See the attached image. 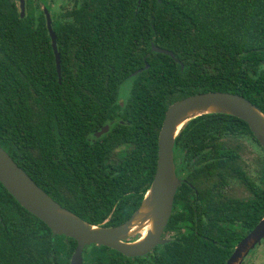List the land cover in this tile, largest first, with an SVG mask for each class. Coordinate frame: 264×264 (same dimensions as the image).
<instances>
[{
	"label": "trees",
	"instance_id": "1",
	"mask_svg": "<svg viewBox=\"0 0 264 264\" xmlns=\"http://www.w3.org/2000/svg\"><path fill=\"white\" fill-rule=\"evenodd\" d=\"M24 5L20 19L14 0H0V148L91 226H117L138 207L171 103L230 93L264 116V0H58L55 11L43 0ZM41 5L55 35L59 80ZM245 138L262 152L258 184L241 163ZM172 159L184 182L164 228L163 236L173 233L169 242L138 258L91 245L82 264H224L264 214V150L245 123L211 114L181 128ZM231 180L243 197L231 195ZM74 247L51 237L0 186V264H68Z\"/></svg>",
	"mask_w": 264,
	"mask_h": 264
},
{
	"label": "water",
	"instance_id": "2",
	"mask_svg": "<svg viewBox=\"0 0 264 264\" xmlns=\"http://www.w3.org/2000/svg\"><path fill=\"white\" fill-rule=\"evenodd\" d=\"M14 1L17 3L21 19L25 14L24 0ZM139 1L137 0V5ZM40 8L50 42L57 80H59V56L49 12L43 5ZM150 51L166 55L177 62L170 52L151 44ZM144 68H147V65H144ZM139 71L140 69L137 72ZM211 114L232 116L245 123L257 144L264 150V116L257 107L242 96L205 92L171 103L164 112L158 130L156 163L149 187L135 211L126 221L117 226H91L80 220L51 200L1 148L0 186L24 211L39 220L49 230L51 237L63 236L75 242L68 264H82V251L91 245L111 249L126 258L146 257L156 246L164 245L169 241L163 238V232L171 215L175 192L182 182L174 173L172 159L174 139L186 122ZM106 131L107 126H103L93 135L99 137ZM141 229H145V232L139 239L127 241ZM262 240H264V215L246 235L237 241L224 264H241L248 252Z\"/></svg>",
	"mask_w": 264,
	"mask_h": 264
},
{
	"label": "rangeland",
	"instance_id": "3",
	"mask_svg": "<svg viewBox=\"0 0 264 264\" xmlns=\"http://www.w3.org/2000/svg\"><path fill=\"white\" fill-rule=\"evenodd\" d=\"M47 6H49V11H55L58 6V0H43ZM65 1V0H64ZM132 82L131 79L127 80L125 83H123L117 92V97L119 101H124L128 95H129V87L131 86ZM186 122L185 124H187ZM184 124V125H185ZM183 125V126H184ZM182 126V127H183ZM181 130V129H180ZM243 145L245 147V151L242 156L241 163L243 164V170L250 181H252L255 184H258L259 179L262 175V168H263V159H262V152L261 150L254 145L252 142L249 141V139L243 140ZM122 150V149H121ZM229 183V191L232 196L235 197H243L245 195L244 188L236 181L231 180ZM196 195V194H195ZM145 232V229H141V231L137 232L136 234L130 236L128 238V242L135 241L139 239ZM179 232H185L184 228H180ZM172 232L166 233L163 238L168 239L172 236ZM169 242V241H168ZM233 248V247H232Z\"/></svg>",
	"mask_w": 264,
	"mask_h": 264
},
{
	"label": "flooded vegetation",
	"instance_id": "4",
	"mask_svg": "<svg viewBox=\"0 0 264 264\" xmlns=\"http://www.w3.org/2000/svg\"><path fill=\"white\" fill-rule=\"evenodd\" d=\"M180 180V179H179ZM182 181V180H181ZM184 182V181H182ZM264 215V214H263ZM262 215V216H263ZM253 228V227H252ZM251 228V229H252ZM250 229V230H251ZM249 232V231H248ZM247 232V233H248ZM246 233V234H247ZM245 234V235H246ZM241 239V238H240ZM239 239V240H240ZM236 244V243H235ZM241 264H264V240L259 245L255 246L248 254L243 258Z\"/></svg>",
	"mask_w": 264,
	"mask_h": 264
}]
</instances>
